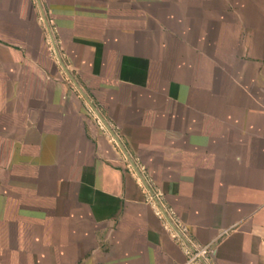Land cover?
I'll return each instance as SVG.
<instances>
[{
  "label": "crops",
  "instance_id": "0c3cea01",
  "mask_svg": "<svg viewBox=\"0 0 264 264\" xmlns=\"http://www.w3.org/2000/svg\"><path fill=\"white\" fill-rule=\"evenodd\" d=\"M1 1L29 19H0V62L27 75L4 83L0 171L26 175L62 229L37 239L53 244L37 259L183 264L155 201L194 243L214 241V264H264V0H40L66 70L144 181L52 57L37 1Z\"/></svg>",
  "mask_w": 264,
  "mask_h": 264
},
{
  "label": "rangeland",
  "instance_id": "374dc122",
  "mask_svg": "<svg viewBox=\"0 0 264 264\" xmlns=\"http://www.w3.org/2000/svg\"><path fill=\"white\" fill-rule=\"evenodd\" d=\"M42 5V3H41ZM38 7V5H37ZM44 14L47 18L45 8L42 6ZM38 16L40 19L41 13L38 7ZM0 19H29L28 13L24 14V10L21 7H14L12 5H6L5 1L0 0ZM43 21V19H42ZM48 21V20H47ZM44 22V21H43ZM49 23V22H48ZM3 25V24H2ZM0 23V28L4 29L5 25L2 26ZM45 26V24H44ZM50 26V25H49ZM3 27V28H2ZM46 28V27H45ZM51 29V26H50ZM47 30V29H46ZM52 31V29H51ZM48 33V32H47ZM53 35V33H52ZM49 36V34H48ZM54 38V36H53ZM50 39V37H49ZM55 41V39H54ZM51 43V40H50ZM52 44V43H51ZM51 55L54 59H56L60 70L68 76L66 71L61 66L56 53L53 49L50 51ZM59 53V51H58ZM60 55V53H59ZM61 58V55H60ZM62 60V58H61ZM63 62V60H62ZM16 63V62H15ZM10 62L4 63L0 62V103L3 102V98L6 95V89L4 87V83L8 78H12L15 76L18 77H26V69L16 67L10 68ZM206 69H199V75L204 76L206 75ZM214 75H223L227 72H230L231 75H239L240 69L231 68V69H221L216 68L214 69ZM210 74V73H209ZM70 81V85L73 90L80 94L82 99L84 100L85 107L92 115L95 117L96 122L104 128V130L108 131L105 127L104 123L100 120L98 115L95 113L94 108L100 112V105L97 101L93 98L92 93L87 89L80 85L86 96L89 100H86L80 91L77 89L76 85L73 83L72 79L68 76ZM77 82V81H76ZM212 89L214 92L222 91V86L218 88L217 83L213 84ZM202 89V88H201ZM200 89V90H201ZM221 98L215 99V107L219 109ZM15 101V100H13ZM202 102V101H197ZM223 102V101H222ZM102 115V114H101ZM104 118V116L102 115ZM7 117L4 116L3 121L4 123L7 121ZM105 122L109 125L108 121L104 118ZM110 126V125H109ZM112 129V127L110 126ZM113 130V129H112ZM5 130L0 131V137L2 139H6V134L3 132ZM114 131V130H113ZM110 133V131H108ZM115 133V131H114ZM116 134V133H115ZM111 135V133H110ZM117 135V134H116ZM112 136V135H111ZM118 137V135H117ZM113 138V136H112ZM119 141L123 145L124 149L125 145L122 140L118 137ZM115 141V139L113 138ZM116 145L119 147L117 142L115 141ZM7 142L3 141L2 147L0 148V168H4V163L8 158V155L13 154V149L8 148ZM120 148V147H119ZM121 149V148H120ZM222 150H224L222 148ZM233 150V149H231ZM122 151V149H121ZM221 151V149H220ZM123 152V151H122ZM127 152V150H126ZM124 153V152H123ZM216 153H218V148H216ZM125 154V153H124ZM126 159L127 156L125 155ZM216 166L218 164H215ZM222 164H220L221 166ZM141 166V164H140ZM154 168L158 169L159 165L156 163L155 165H151ZM137 167V166H136ZM143 169V168H142ZM2 170V169H1ZM14 170V169H13ZM138 170V168H137ZM2 172L0 174V264H81V261H75V259L70 258L68 260H56L51 261L48 259H37V255H40L46 251L47 248H52L53 244L47 245L45 243L39 242L37 243V239L46 240L48 236H55L59 234L62 229L54 226V220L60 219V215L58 212H53L50 209L49 211H45L46 202L44 201V197L42 195L32 196L31 192L33 191L30 189L29 183L26 175H14L13 173ZM139 172V170H138ZM264 175V172H263ZM154 179L159 182L167 183V178L172 177H180L181 175H152ZM184 176V175H182ZM159 179V180H158ZM27 185V186H26ZM29 187V188H26ZM30 189V190H29ZM28 190L29 194L28 195ZM37 191L35 190V193ZM26 208V210H25ZM44 209V210H43ZM173 209V208H172ZM61 214V213H60ZM54 221V222H53ZM50 225V226H49ZM54 239V238H52ZM71 246V245H70ZM82 246V245H81ZM81 246L75 252H71V256L75 255L76 253L79 254L81 251ZM84 247V244H83ZM82 247V248H83ZM75 262V263H74Z\"/></svg>",
  "mask_w": 264,
  "mask_h": 264
},
{
  "label": "built area",
  "instance_id": "2783aa9c",
  "mask_svg": "<svg viewBox=\"0 0 264 264\" xmlns=\"http://www.w3.org/2000/svg\"><path fill=\"white\" fill-rule=\"evenodd\" d=\"M153 202L158 217H165V226L172 238L184 248L186 260L183 264H214L211 261V251L214 241L205 244L194 243L189 238L187 225L182 222L175 211L171 207L163 206L160 202Z\"/></svg>",
  "mask_w": 264,
  "mask_h": 264
},
{
  "label": "water",
  "instance_id": "95a60500",
  "mask_svg": "<svg viewBox=\"0 0 264 264\" xmlns=\"http://www.w3.org/2000/svg\"><path fill=\"white\" fill-rule=\"evenodd\" d=\"M37 1V5L40 9V13H41V17L44 21V24H45V27L47 29V32L49 34V37H50V40H51V43H52V46H53V49L56 53V56L61 64V66L63 67V69L66 71V73L68 74V76L72 79L73 83L76 85L77 89L80 91V93L83 95V97L86 99V100H89L88 97L86 96V94L84 93V91L82 90V88L80 87V85L74 80V78L68 73V71L66 70L61 58H60V55L58 53V50H57V47H56V44H55V41H54V38H53V35H52V31L50 29V26H49V23L47 21V18L44 14V11H43V8H42V5H41V2L40 0H36ZM94 111L95 113L98 115V117L100 118V120L104 123L105 127L108 129V131H110L111 135L113 136V138L115 139V141L117 142V144L119 145V147L122 149V151L125 153V155L127 156L128 160L130 161L131 165L133 166L134 169L137 170V167L136 165L134 164V162L131 160V158L129 157L128 153L126 152V150L124 149L123 145L121 144V142L119 141L117 135L114 133V131L110 128V126L105 122L104 118L102 117V115L98 112V110H96L94 108ZM138 171V170H137ZM138 174H140L138 172ZM140 177L141 179L144 181L142 175L140 174Z\"/></svg>",
  "mask_w": 264,
  "mask_h": 264
}]
</instances>
